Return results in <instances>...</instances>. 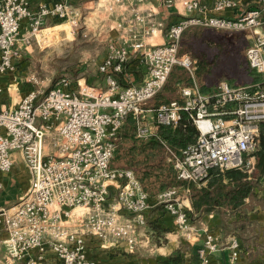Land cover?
Wrapping results in <instances>:
<instances>
[{"label":"built area","instance_id":"2783aa9c","mask_svg":"<svg viewBox=\"0 0 264 264\" xmlns=\"http://www.w3.org/2000/svg\"><path fill=\"white\" fill-rule=\"evenodd\" d=\"M144 1L105 0L108 12L126 3L129 12L98 66L105 87L61 76L43 88L31 77L27 79L31 87L17 106L0 109V171L11 168V153L17 150L31 173L25 196L12 208L0 210L5 231L0 250L8 264H39L47 251L61 264H100L87 256L85 235L125 240L129 247L140 236L147 238L143 228L152 206L148 192L132 169L110 165L128 116L135 119L139 138L152 134L146 122L149 112L155 122L171 127L184 115L188 118L195 139L178 153L168 148L169 160L178 179L196 186L212 168L252 172L256 155L264 151V0H254L256 6L234 16L220 12L239 7L242 0H212L210 8L201 0H161L178 14L167 25L153 10H139ZM31 2L0 0V74L15 71L19 44L40 42L48 19L65 21L72 35L81 25L72 0L40 3L35 9ZM22 21H26L23 30ZM194 27L249 33L252 41L245 49L246 61L261 78L246 84L220 80L210 92H202L194 75L196 60L180 53L182 32ZM159 32L164 40L152 43ZM132 56L144 66L145 74L139 82L129 80L121 86L118 74ZM174 66L186 69L191 83L179 88V98L147 107ZM179 187L160 191L155 202L188 238L194 228L184 203L187 195L182 198ZM219 245L218 236L204 230L196 249L199 264H208ZM228 247L234 261L239 255L235 236L229 238Z\"/></svg>","mask_w":264,"mask_h":264},{"label":"crops","instance_id":"0c3cea01","mask_svg":"<svg viewBox=\"0 0 264 264\" xmlns=\"http://www.w3.org/2000/svg\"><path fill=\"white\" fill-rule=\"evenodd\" d=\"M56 1L60 0H32L31 8L35 9L40 3L51 5ZM72 1L79 9L82 21L76 33L70 37V42L77 48L79 47L77 38L80 34L87 37L88 42L81 43L85 47L82 55L88 60V63L92 64L88 68V72L78 79L84 80L92 86L105 87L104 75L98 70V66L108 52V43L119 34L118 24H125L124 17L129 16L128 4L117 6L115 11L108 12L105 9V0ZM201 3L210 8L212 0H201ZM252 6H256L254 0H242L239 7L225 9L220 14L234 16L241 10ZM138 8L141 11L153 10L155 17L163 21L164 25L178 16L175 10L166 8L161 0H145L139 4ZM64 24H66L65 21L60 19H48L45 28L55 29ZM25 26L26 21H22L21 30L25 29ZM59 30L58 35L64 31L66 37L65 29ZM151 39L152 43H161L164 40L163 32H159ZM92 46L98 49H94ZM103 47L107 49V52H103ZM19 50L20 55L16 58L17 63L24 61L26 54L30 53L32 48L19 44ZM17 74L18 72L16 74L14 72L0 74V109L17 106L21 97L31 87L29 83L23 85L22 78H17ZM144 74V66L132 56L123 71L118 74V79L123 86L129 80L139 82ZM95 76L97 79L94 80ZM246 83L248 82L242 84ZM210 89L212 90L213 87ZM45 149L51 150V147L46 145ZM11 157L13 160L11 168L8 171H0V210L15 206L25 196L31 182V173L22 153L15 150L11 153ZM246 173L247 178L253 183V193L247 196L237 209L223 211V214L227 215L225 220L222 218V211L192 213L189 197L184 200L189 210L190 223L196 229V232L192 231L190 235L191 240H187L177 230L172 216L161 204L155 202L157 194L149 195L152 206L146 212V225L143 228L147 233V238L140 236L136 239V243L129 247L125 240L109 238L103 241L95 236L85 235L87 256L100 264H165L164 260L179 249L181 253L179 264H199L196 249L203 240L204 230H210L218 236L220 245L211 255L208 264H264V180L262 181V178L259 177L256 169ZM226 224L231 226L229 230H226ZM151 225L162 230L163 237L156 236ZM4 235L3 217L0 214V239ZM231 236H235L239 243V255L234 261L230 260L228 247ZM2 258L3 251L0 250V259ZM12 264H23V262L17 261ZM39 264H61V262L51 251H47Z\"/></svg>","mask_w":264,"mask_h":264},{"label":"trees","instance_id":"16d2710c","mask_svg":"<svg viewBox=\"0 0 264 264\" xmlns=\"http://www.w3.org/2000/svg\"><path fill=\"white\" fill-rule=\"evenodd\" d=\"M197 28L202 29L205 27H194L184 30L180 36V43L189 30ZM198 33V31L194 30L192 32L193 38ZM198 59L197 74L202 76L207 63L201 57H198ZM181 69L182 67L179 66L173 67L162 89L173 91L179 85L191 83L190 77H184ZM200 89L202 92L208 91V87L205 85H200ZM173 98H179V95L177 94L175 97H168L161 101L155 100L153 104H147V106L155 108ZM135 130L136 121L132 116H128L118 133L110 165L112 167L132 169L144 189L151 196L158 194L167 187L186 185L188 182L182 181L176 176L172 161L169 160L170 153L168 148L178 153L180 148L195 139L196 131L188 118L184 115L175 127L161 125L154 121L151 125L152 134L147 138L136 137ZM165 151L168 154L169 161H166L163 155ZM258 154V164L262 167L264 166V151L261 150ZM121 159L125 160L126 166H115L114 161ZM247 177V173L238 168L224 170L212 168L208 171L204 182L200 186L197 187L195 183L189 182V200L192 213L237 209L243 204L244 199L253 193V183ZM153 185H156L154 189L151 188ZM151 227L155 231L156 236L163 237L162 230L157 229L156 226L151 225ZM180 257L181 253L178 249L171 253L164 260V263L179 264L181 261Z\"/></svg>","mask_w":264,"mask_h":264},{"label":"rangeland","instance_id":"374dc122","mask_svg":"<svg viewBox=\"0 0 264 264\" xmlns=\"http://www.w3.org/2000/svg\"><path fill=\"white\" fill-rule=\"evenodd\" d=\"M61 28L65 29L66 37L64 36V31L58 35L59 29ZM194 30L199 32L198 35H195V38H193L194 36L192 35ZM70 32L71 29L68 23L60 27L58 26L55 29H43L40 42L31 43L30 46L32 51L26 54L25 60L20 63L15 62L16 68L13 72L14 74L18 72L17 78H22L23 85L30 84L27 79L34 77L38 80V83H40L39 85L43 88H48L61 76L70 77L72 82H74L78 77H82L88 72V68H90L92 64L90 62L88 63V60L83 57L82 51L85 47L81 44L82 42L86 43L88 38L80 34L77 38L79 47L76 48V46L72 45L70 42V37L72 36ZM251 41V35L245 32L227 33L209 28L191 29L185 35V38L181 40L180 53L188 54L196 60V69L194 71L196 82L199 87L200 85H205L208 87V91H210V88L214 87L220 80H226L230 84H242L244 82L250 83L261 78L260 74L251 70L246 63L245 49ZM92 47L98 49L95 48V46ZM102 50L103 52H107V49L104 47ZM198 57H201L205 63H207L203 75L201 74L202 76H198L197 74ZM181 71L184 77L189 78V73L186 69L182 67ZM95 79H97V76H95L94 80ZM32 81L33 78L31 79V82ZM183 85H179V87L173 91L161 89L153 100H150L151 102L149 101L147 104H153L155 100L161 101L168 97H175L178 94L179 88ZM146 122L148 124L154 123L152 112H149L146 116ZM163 155L166 161H169L166 151ZM258 162L259 154H257L255 158L254 171L255 169L258 170V175H260L259 177H261L263 181L264 166L261 167ZM114 164L115 166H126L124 159L115 160ZM155 186L156 185H153L151 188L154 189ZM183 188H188L189 191L185 192ZM178 190H180L179 193L182 198L184 195L189 197L190 188L188 183H186V185H180ZM184 203L186 202L184 201ZM221 213L223 214V211ZM222 218L225 220L227 215L223 214ZM226 226V230H229L231 227L229 224H226ZM195 230L196 229H194L193 232ZM183 236L186 238V235ZM186 239L191 240V236ZM0 264L8 263L2 258L0 259Z\"/></svg>","mask_w":264,"mask_h":264}]
</instances>
